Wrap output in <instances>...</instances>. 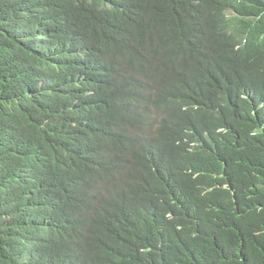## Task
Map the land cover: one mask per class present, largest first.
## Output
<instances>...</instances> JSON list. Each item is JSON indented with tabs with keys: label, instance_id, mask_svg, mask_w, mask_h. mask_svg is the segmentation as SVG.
Returning a JSON list of instances; mask_svg holds the SVG:
<instances>
[{
	"label": "trees",
	"instance_id": "16d2710c",
	"mask_svg": "<svg viewBox=\"0 0 264 264\" xmlns=\"http://www.w3.org/2000/svg\"><path fill=\"white\" fill-rule=\"evenodd\" d=\"M126 4L138 13L135 19L120 20L125 49L96 58L78 52L77 67L86 80L98 85L81 88L94 96L86 102L97 104L76 109L95 122L105 117L100 123L110 121L114 109L129 119L131 107L167 101L168 96H163L179 87L187 90L201 117L196 149L172 148L168 174L143 186L153 193L150 207L149 198L118 174L121 163L101 162L108 145L122 140L124 133L98 135L103 147L96 144L95 134H86L82 145L58 152L27 134L24 123L34 112V103L51 104L49 93L61 97L65 89L44 72L27 67L20 56L11 55L0 37V164L9 178L0 182V233L19 201L38 198L56 209L72 195L82 204L84 218L95 233L96 254L90 264H138L160 252L176 264L186 248L183 259L188 264L196 263V255L211 251L220 253L226 264H264V135L253 136L241 126L231 101L210 85L202 71L197 61L200 49L179 26L161 16L178 17L203 45L212 14L202 12L189 20L176 0ZM91 16L100 20L98 12ZM20 111L24 117L19 123L15 115ZM18 126L21 134L12 141ZM15 164L37 171L36 176L30 173L25 199L19 197L27 181L16 177ZM172 241H184V247ZM236 252L247 258L237 257Z\"/></svg>",
	"mask_w": 264,
	"mask_h": 264
},
{
	"label": "clouds",
	"instance_id": "9594fccd",
	"mask_svg": "<svg viewBox=\"0 0 264 264\" xmlns=\"http://www.w3.org/2000/svg\"><path fill=\"white\" fill-rule=\"evenodd\" d=\"M128 0H0V37L11 55L20 56L27 67L42 71L64 87L61 97L51 95V104L34 103V112L24 124L27 134L52 146L77 147L86 134H95L96 144L103 147L98 135L120 131L126 136L108 145L101 162L121 163L118 174L136 191L146 195L153 204V193L143 190L145 183L160 181L169 172L168 160L174 147L184 151L196 149L195 136L202 130L197 120L196 105L179 87L167 93V101L159 99L137 108L131 107L129 119L114 113L110 121H92L76 108L94 98L91 91H81L86 80L76 65L78 52L87 57H102L125 49L118 26L122 18L135 19L137 11L129 8ZM182 3L184 15L195 20L202 12L212 14L208 38L203 45L191 37L176 16L162 13L164 19L179 26L187 40L200 49L197 61L208 82L220 95L232 103L241 126L253 136L264 135V0H176ZM256 5V8L255 6ZM92 12L100 20H92ZM33 40V41H32ZM36 44H35V43ZM94 47V48H93ZM156 47V46H155ZM166 63H169L166 60ZM171 85V82H165ZM197 116V117H196ZM19 121L22 111L15 115ZM27 122V123H26ZM207 133V132H206ZM19 126L12 141L20 136ZM16 177L27 181L19 198L25 199L30 173L35 168L15 164ZM8 173V172H7ZM0 164V182L8 180ZM160 184H162L160 182ZM21 195H23L21 197ZM59 208L60 211L58 210ZM11 222L0 233V264H90L96 254L95 233L85 220L82 204L76 198L66 199L56 209L43 205L38 198L19 201V208L7 214ZM179 248L185 242L172 241ZM179 253L176 264H188ZM237 257L247 258L241 252ZM226 264L220 253L203 252L196 255L195 264ZM138 264H170L169 257L160 252L153 260Z\"/></svg>",
	"mask_w": 264,
	"mask_h": 264
}]
</instances>
